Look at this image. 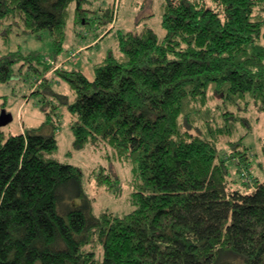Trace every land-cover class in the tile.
<instances>
[{
	"label": "trees",
	"instance_id": "1",
	"mask_svg": "<svg viewBox=\"0 0 264 264\" xmlns=\"http://www.w3.org/2000/svg\"><path fill=\"white\" fill-rule=\"evenodd\" d=\"M92 1L0 0V46L49 35L59 55L70 5L81 26ZM165 2L163 38L151 26L121 34V55L97 65L94 80L55 71L74 91V149L105 147L135 164L134 210L94 213L82 169L56 155L48 113L40 127L0 138V264H264V182L232 178L235 159L237 172L251 167L248 147L220 148L253 108L264 112V0ZM22 58L0 59L1 84L55 70L38 51L17 69ZM50 83L32 95H54ZM116 182L100 172L99 186L120 194Z\"/></svg>",
	"mask_w": 264,
	"mask_h": 264
},
{
	"label": "rangeland",
	"instance_id": "2",
	"mask_svg": "<svg viewBox=\"0 0 264 264\" xmlns=\"http://www.w3.org/2000/svg\"><path fill=\"white\" fill-rule=\"evenodd\" d=\"M166 0H94L84 5L87 11L84 13L89 18V24L79 25L76 17L77 5H70V16L66 27V39L63 50L59 55L53 53V42L49 35L44 38H35L31 35L14 34L10 44L2 43L0 46V59L8 53L22 51L24 58L28 52L38 51L47 64L55 66L54 72L46 75V79L31 73L24 74L20 79H15L8 84L0 83V114L4 111L12 114L13 121L0 130V138L11 134L18 135L24 129L40 127L48 113H52L57 121L55 129L59 150L57 157L62 163L78 166L84 173V188L88 198L92 200L93 211L100 215L103 210L113 211L124 215L134 210L131 204L132 183L134 182V166L132 162L119 161L112 156L111 150L105 147L88 145L85 149H74V132L72 131V116L67 109L66 102H73L74 91L68 81L55 73L57 69L72 71L80 70L90 80L96 77V66L103 63L110 55H121L120 35L127 32L143 30L145 26L154 28L160 38L164 37L165 30L162 25L163 9ZM209 6H213L212 0H207ZM114 16V24H111L109 15ZM109 28L106 32H104ZM104 32V34H103ZM109 32L106 36L105 34ZM103 34L98 41V35ZM105 36V38H103ZM264 45V37L261 40ZM83 48V49H82ZM82 49L76 60L68 61L73 51ZM22 58L16 64L19 69L26 62ZM27 63V62H26ZM25 63V64H26ZM31 62L26 64L30 66ZM27 70V69H26ZM25 70V71H26ZM27 72V71H26ZM51 79V83H50ZM50 83L54 95H63L65 98L55 97L53 94L43 92L32 95L33 89L41 88V83ZM43 89V88H41ZM68 100V101H67ZM245 120L240 121L234 133V137H224L220 148L224 153H229V142H238V149L248 147L252 164L247 168L242 163L240 173L236 170L238 159L231 162L229 170L232 178H241L242 181H251L258 177L264 182V112L253 108L245 115ZM244 137V138H243ZM100 172L109 174L117 179V187L120 194L110 190L108 185L98 184ZM244 173L247 176H244ZM241 176V177H240ZM254 188V186H252ZM81 200L72 202L77 206ZM75 204V205H74Z\"/></svg>",
	"mask_w": 264,
	"mask_h": 264
},
{
	"label": "water",
	"instance_id": "3",
	"mask_svg": "<svg viewBox=\"0 0 264 264\" xmlns=\"http://www.w3.org/2000/svg\"><path fill=\"white\" fill-rule=\"evenodd\" d=\"M13 121L12 114L4 111L0 114V129L6 127Z\"/></svg>",
	"mask_w": 264,
	"mask_h": 264
},
{
	"label": "built area",
	"instance_id": "4",
	"mask_svg": "<svg viewBox=\"0 0 264 264\" xmlns=\"http://www.w3.org/2000/svg\"><path fill=\"white\" fill-rule=\"evenodd\" d=\"M82 49H80L78 51H73L72 54H71V56L68 58V61L76 60V58L78 57V55L81 53ZM244 176L246 177L247 174L244 173Z\"/></svg>",
	"mask_w": 264,
	"mask_h": 264
}]
</instances>
